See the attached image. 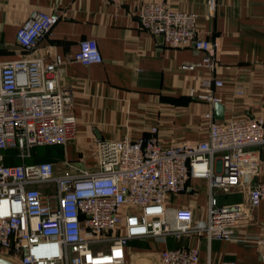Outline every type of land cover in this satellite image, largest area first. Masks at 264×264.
Here are the masks:
<instances>
[{
    "label": "built area",
    "instance_id": "built-area-1",
    "mask_svg": "<svg viewBox=\"0 0 264 264\" xmlns=\"http://www.w3.org/2000/svg\"><path fill=\"white\" fill-rule=\"evenodd\" d=\"M207 4L213 16L217 0ZM137 16L141 26L162 36L165 44L202 52L200 65L216 68L218 43L199 37L198 14L161 0L141 3ZM59 19L56 12L32 11L17 29V43L31 53ZM71 60L91 65L103 57L96 40L83 39L79 51L66 58L56 54L50 62L25 56L0 62V256L17 264H126L132 239L196 236L209 242L235 241L236 228L247 221L248 206L219 205L213 191L229 192L258 171L264 116L217 120L208 112L209 138L197 143L164 146L157 127L140 139L100 140L92 170H78L65 159L63 165L71 170L58 173L54 161L27 160L35 147L66 146L76 137L73 94L58 82L59 67ZM206 85L205 93L191 95L221 103L217 92L223 80L213 77ZM8 150L21 162L7 163ZM192 177L209 180L205 221L186 207L168 212L170 196L186 192ZM262 200L264 181L251 188L249 205L258 207ZM257 242L264 260V235ZM158 260L202 264L199 247L192 246L162 249Z\"/></svg>",
    "mask_w": 264,
    "mask_h": 264
},
{
    "label": "crops",
    "instance_id": "crops-1",
    "mask_svg": "<svg viewBox=\"0 0 264 264\" xmlns=\"http://www.w3.org/2000/svg\"><path fill=\"white\" fill-rule=\"evenodd\" d=\"M161 0H0V62L25 57H41L50 62L79 51L83 39L96 40L103 61L84 65L64 62L58 82L70 88L77 118L76 137L64 145L45 151L58 173L70 172L65 159L78 170H92L100 140L124 137L140 139L158 128L164 146L197 143L209 138L213 112L217 120L264 116V0H217L216 12L209 15L208 0H167L181 11L199 15V37L218 43L214 70L200 65L203 53L191 47L176 48L164 43L141 26L139 5ZM34 10L60 15L53 27L31 53L16 41L19 25ZM219 77L223 119L216 117V105L191 95L208 89L206 80ZM258 171L248 183L232 186L229 192L214 189L219 205L248 206L247 221L236 228V240L183 236L132 239L126 264H159L160 250L178 246L199 247L202 264H264L257 239L264 235V200L249 205L251 188L264 181V145ZM210 200L209 180L192 177L184 193L172 194L170 215L178 208H190L196 219L205 221Z\"/></svg>",
    "mask_w": 264,
    "mask_h": 264
},
{
    "label": "trees",
    "instance_id": "trees-1",
    "mask_svg": "<svg viewBox=\"0 0 264 264\" xmlns=\"http://www.w3.org/2000/svg\"><path fill=\"white\" fill-rule=\"evenodd\" d=\"M40 147L41 146L34 148V156L32 158L28 159L27 162H37V161H41V160H46L45 151L40 149ZM14 152H15L14 150L5 151L6 155L8 156L7 163L11 164V163L21 162L19 159L12 158V156L14 155Z\"/></svg>",
    "mask_w": 264,
    "mask_h": 264
},
{
    "label": "water",
    "instance_id": "water-1",
    "mask_svg": "<svg viewBox=\"0 0 264 264\" xmlns=\"http://www.w3.org/2000/svg\"><path fill=\"white\" fill-rule=\"evenodd\" d=\"M216 117L219 118V119H223V105L222 104H216ZM0 264H17V263H14L4 257H1L0 256Z\"/></svg>",
    "mask_w": 264,
    "mask_h": 264
},
{
    "label": "rangeland",
    "instance_id": "rangeland-1",
    "mask_svg": "<svg viewBox=\"0 0 264 264\" xmlns=\"http://www.w3.org/2000/svg\"><path fill=\"white\" fill-rule=\"evenodd\" d=\"M40 149H42L43 151L53 152L55 150V146H41ZM28 163H33V162H28Z\"/></svg>",
    "mask_w": 264,
    "mask_h": 264
}]
</instances>
